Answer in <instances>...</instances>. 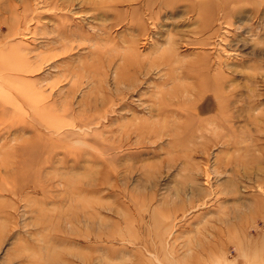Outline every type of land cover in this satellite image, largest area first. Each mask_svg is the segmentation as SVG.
I'll list each match as a JSON object with an SVG mask.
<instances>
[{
    "label": "rangeland",
    "instance_id": "obj_1",
    "mask_svg": "<svg viewBox=\"0 0 264 264\" xmlns=\"http://www.w3.org/2000/svg\"><path fill=\"white\" fill-rule=\"evenodd\" d=\"M0 264H264V0H0Z\"/></svg>",
    "mask_w": 264,
    "mask_h": 264
},
{
    "label": "bare ground",
    "instance_id": "obj_2",
    "mask_svg": "<svg viewBox=\"0 0 264 264\" xmlns=\"http://www.w3.org/2000/svg\"><path fill=\"white\" fill-rule=\"evenodd\" d=\"M138 1V0H137ZM43 2V1H42ZM4 3V2H3ZM22 15V14H21ZM27 16V15H26ZM26 18V17H25ZM192 67L190 66L187 70H186V72H185V74H184V76H185V78H190L191 76H190V74H189V72H191V71H194L193 69H191ZM198 75H197V79H200V77H201V75L202 76H204V75H206L207 74V72H205V71H202V70H199L198 72ZM205 77V76H204ZM218 77V76H217ZM201 78H203V77H201ZM218 78H220V77H218ZM219 81V80H218ZM198 83H199V81H198ZM182 86V85H181ZM180 85H179V87L180 88H182ZM179 87H174L175 89L176 88H178L179 89ZM185 89V91L186 92H188L189 91V86L187 85V87H184L182 90H184ZM222 89V86H221V84H220V82L218 83V82H216V84L214 85V91H220ZM188 90V91H187ZM212 90V89H211ZM200 91H205V88H203V89H200ZM200 95V94H199ZM218 99H220V98H218ZM225 100V99H224ZM220 101V100H219ZM221 102H223V101H221ZM220 103V102H219ZM224 104V103H223ZM227 104V103H226ZM185 113V112H184Z\"/></svg>",
    "mask_w": 264,
    "mask_h": 264
},
{
    "label": "clouds",
    "instance_id": "obj_3",
    "mask_svg": "<svg viewBox=\"0 0 264 264\" xmlns=\"http://www.w3.org/2000/svg\"><path fill=\"white\" fill-rule=\"evenodd\" d=\"M167 39V38H166Z\"/></svg>",
    "mask_w": 264,
    "mask_h": 264
}]
</instances>
